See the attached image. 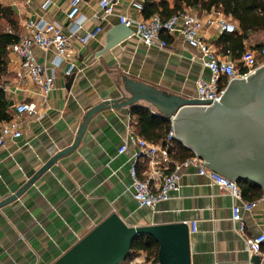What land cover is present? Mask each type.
<instances>
[{
    "label": "crops",
    "instance_id": "obj_1",
    "mask_svg": "<svg viewBox=\"0 0 264 264\" xmlns=\"http://www.w3.org/2000/svg\"><path fill=\"white\" fill-rule=\"evenodd\" d=\"M70 1L5 3L14 10L23 38L29 21L68 25ZM157 1H167L174 8V0ZM98 2L83 0L80 8L86 20L84 32L100 27L101 33L86 45L73 41L70 58L60 68L53 69L52 51L35 49L38 62L49 75L55 74L54 90L47 97L26 79L19 59L10 54L7 94L14 106L37 104L40 116L20 117L22 137L0 149V203L17 194L54 155L74 143L88 110L123 96L125 78L189 99L198 98L196 82L210 78L200 53L179 31L165 36L167 48L147 47L133 35L102 54L107 33L120 25V16L144 19L143 8L138 7L144 0H114L111 16L104 15ZM222 35L216 28H206L202 34L221 56H226L220 45ZM253 42H247L245 48H252ZM70 64L75 68L68 74ZM141 105L153 110L146 103ZM133 121L130 115L115 110L102 112L92 120L74 153L59 160L20 198L0 209V264H53L112 213L132 227L189 226L196 221L197 233L190 241L191 264H254L232 221L233 199L219 193L208 177L199 175L197 167L181 171L180 191L172 193L171 200L158 204L155 211L139 208L130 191L136 151L131 141ZM124 143H128V152L120 155ZM243 217L249 237L262 234L264 197Z\"/></svg>",
    "mask_w": 264,
    "mask_h": 264
},
{
    "label": "water",
    "instance_id": "obj_2",
    "mask_svg": "<svg viewBox=\"0 0 264 264\" xmlns=\"http://www.w3.org/2000/svg\"><path fill=\"white\" fill-rule=\"evenodd\" d=\"M133 30L120 24L106 36V53L128 38ZM125 94L88 110L74 143L54 155L15 195L0 203V209L14 202L59 160L80 146L94 118L107 110L129 116L133 107L150 105L165 119L173 120L177 140L191 149L210 170L238 183L250 181L264 197V65L245 79L232 80L219 102L211 104L170 94L152 85L124 79ZM14 105V103H12ZM150 237L159 244V264H191V235L186 223L129 226L112 213L53 264H123L133 242ZM254 264H264L255 255Z\"/></svg>",
    "mask_w": 264,
    "mask_h": 264
},
{
    "label": "built area",
    "instance_id": "obj_3",
    "mask_svg": "<svg viewBox=\"0 0 264 264\" xmlns=\"http://www.w3.org/2000/svg\"><path fill=\"white\" fill-rule=\"evenodd\" d=\"M83 0H71L67 12L68 25L46 20L29 21L26 25L27 35L13 46L12 53L20 61L26 79L40 89L41 94L47 97L55 87V74L49 75L44 65L40 64L35 55V49L55 54L53 69L60 68L70 58V49L73 41L86 45L90 40L96 39L102 29L97 27L92 32H84L85 19L81 14ZM99 8L105 16L114 14V0H99ZM139 8L143 6L138 5ZM120 24L133 30V35L147 47L158 46L167 48L168 41L165 36L179 31L189 46L197 50L203 65L210 71L209 80L200 78L196 82L197 96L203 102L211 104L219 102L227 85L236 79H245L264 65V46L260 50L246 49L239 60H234L230 54L221 56L202 36L206 28H216L219 32L234 33L238 30L237 24L221 13H212L201 17L196 11L184 9L167 20H163L159 14L150 19L140 21L127 16L119 17ZM75 66L70 64L68 74L73 73ZM244 70V71H241ZM227 80V84L223 80ZM8 92L7 86L5 87ZM155 115L159 112L152 110ZM15 117L0 125V149L8 141L18 140L23 135L22 123L19 118L28 115L39 117L40 110L35 103H20L15 106ZM171 131L164 144L149 143L144 138L136 135L133 126L130 127L131 141L136 147L133 154L130 174L132 184L130 191L139 208L155 211L158 204L171 200L172 193L180 191V173L183 169L197 167L199 175L210 179L212 185L219 189V193L230 196L234 204L232 206V221L236 225V231L243 240L248 253L251 256H262L264 245V232L257 237H249L246 234V225L243 214L250 212L256 206V202L246 201L238 183L210 170L205 161L196 154L187 160L176 158L174 142L177 140L173 120ZM128 143L119 148V154L128 152ZM142 164H145L142 168ZM190 235L197 233V222L189 224ZM131 264H159L149 262L144 254L135 258Z\"/></svg>",
    "mask_w": 264,
    "mask_h": 264
},
{
    "label": "trees",
    "instance_id": "obj_4",
    "mask_svg": "<svg viewBox=\"0 0 264 264\" xmlns=\"http://www.w3.org/2000/svg\"><path fill=\"white\" fill-rule=\"evenodd\" d=\"M184 9L194 10L200 16L221 13L237 24L238 30L231 34L223 33L220 41L221 50L232 55L234 60L241 59L247 42L254 40L253 50H260L264 46V41L259 40L260 36L264 39V0H174V8L167 1L144 0L142 13L146 20L156 14L167 20ZM14 16L12 7L0 0V125L13 119L15 111V106L5 90L10 75L9 57L13 46L21 40L20 26ZM223 83L227 84V80L224 79ZM130 116L134 119L133 129L137 136L152 144L165 143L172 127L170 120L155 115L150 108L144 106L133 107ZM174 149L179 160L195 156L191 149L178 140L174 142ZM238 185L246 201L256 202L263 198V190L252 182L240 181ZM159 249L155 239L141 236L133 242L130 255L123 264H131L141 254L146 256L147 261L157 263Z\"/></svg>",
    "mask_w": 264,
    "mask_h": 264
},
{
    "label": "rangeland",
    "instance_id": "obj_5",
    "mask_svg": "<svg viewBox=\"0 0 264 264\" xmlns=\"http://www.w3.org/2000/svg\"><path fill=\"white\" fill-rule=\"evenodd\" d=\"M4 1H5V0H4ZM259 40H260V42L264 41V39H263L262 37H260V39H259Z\"/></svg>",
    "mask_w": 264,
    "mask_h": 264
}]
</instances>
